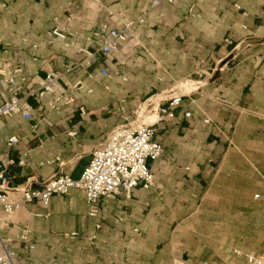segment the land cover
Masks as SVG:
<instances>
[{
    "label": "crops",
    "instance_id": "1",
    "mask_svg": "<svg viewBox=\"0 0 264 264\" xmlns=\"http://www.w3.org/2000/svg\"><path fill=\"white\" fill-rule=\"evenodd\" d=\"M184 4L180 0H159L157 7L151 0H0V103L9 99L12 88L17 89V97L31 114L29 119L15 115L0 120V171L5 160L13 162L7 168L10 188L39 190L55 177L79 179L94 149L122 123L117 111L121 100L130 110L153 94L164 97L174 82L189 74L204 76L198 83L201 89L185 96L174 118L158 126L154 141L161 154L146 162L155 178L153 188L139 185L128 198L123 192L102 198L93 218L79 190L52 196L46 208L32 202L4 214L0 239L15 250L16 264H245V254L264 255V239L258 245L236 246L233 230L244 224L245 215H258L253 213L252 192L256 199L264 196V187L253 182L264 179V169L249 158L247 165L233 162L241 161L237 152L261 149L236 145L226 152L231 182H244L234 173L238 169L248 170L239 177L251 180L240 190L217 191L221 197L214 208L225 209L227 234L213 232L207 213L198 206L206 207V197L213 194L208 187L216 178H211V163L218 142L209 143L210 134L218 137L214 125L247 131L250 137L258 136L264 126V0ZM180 6L190 16L181 19V29L188 27L187 19L197 35L205 34L208 24L229 27L232 37L223 40L224 48L212 55L213 60L223 59L227 50L229 62L243 55L242 60L232 68L223 62L210 72L201 69L202 52L209 57L212 49L198 43L187 52L180 48ZM142 13L144 22L133 28V40L102 55L99 30L120 29ZM54 29L65 39L54 37ZM209 37L213 42L220 39L215 33ZM247 38H253V44L239 50L224 43ZM194 48L198 52L190 54ZM80 49L89 57L78 55ZM180 56L185 64L186 60L195 63L194 73L180 78L184 70L180 71ZM15 71L20 74L11 86L5 74ZM49 73L60 74L62 80L53 93H42ZM13 137L17 143L8 146ZM153 215L157 218L149 224ZM260 218L264 220V214Z\"/></svg>",
    "mask_w": 264,
    "mask_h": 264
},
{
    "label": "built area",
    "instance_id": "2",
    "mask_svg": "<svg viewBox=\"0 0 264 264\" xmlns=\"http://www.w3.org/2000/svg\"><path fill=\"white\" fill-rule=\"evenodd\" d=\"M158 4L159 0H151L152 7H157ZM144 17L145 13H142L134 22H127L120 29L103 26L98 32L102 42L100 53L108 56L118 50L121 44L133 40V28L142 24ZM52 35L60 40L65 39L64 34L56 29L52 31ZM224 43L234 48L238 47L230 40H225ZM77 54H86L87 58L89 57L82 49L78 50ZM19 74V71L5 74L6 82L14 86V79ZM102 75L108 76L105 71ZM60 80L62 77L58 73L47 74L42 84V93H53L56 83ZM17 91L12 88V95L9 99L0 103V120L15 115L23 119L30 118V109L24 100L17 97ZM182 99V95L166 100L157 97L150 98L144 105L139 103L130 110L123 106L124 101L121 100L117 111L120 113L122 123L111 131L103 145L94 149L91 161L77 180L68 176H60L45 182L39 190L13 189L8 186L7 173V168L13 162L5 160L4 169L0 171V228L4 214L9 215L16 208L32 202L46 208L52 196L68 195L71 190H79L83 193L88 205V214L93 218L98 213L100 199L112 198L121 192L128 198L139 185L144 189L153 188L155 178L146 162L156 160L161 154V147L154 141V137L160 131L158 126L161 123L174 118V111L181 105ZM51 108H54L53 105ZM145 118H153V121L144 123ZM16 143L17 140L14 137L8 140V146ZM23 163L22 160L18 161L21 166ZM15 257V250L6 247L0 239V264H16ZM244 257L245 264H264V255L245 254Z\"/></svg>",
    "mask_w": 264,
    "mask_h": 264
},
{
    "label": "rangeland",
    "instance_id": "3",
    "mask_svg": "<svg viewBox=\"0 0 264 264\" xmlns=\"http://www.w3.org/2000/svg\"><path fill=\"white\" fill-rule=\"evenodd\" d=\"M190 1L191 0H180V4L184 6L185 2L190 3ZM213 2L214 0H210V3H213ZM182 6H180V48H185V52H187L186 48H189V46H193V44L198 43V44H202L204 46V49L208 47H209L208 49H212V53H209V57H206L205 54L202 52L201 69L204 68L208 71L211 69L212 71L215 69L216 66L220 68L223 62L224 63L227 62V64H229V67L232 68L233 66L238 64L239 61L242 60L243 55L229 62V60H227V53H229L230 50H227V52L225 50L226 54L223 59H221L220 58L221 56H220L213 60L212 55L214 53H218L220 48H224L223 40L227 37H230V38L232 37V36H229L231 35L229 31V27L228 26L226 27L225 25L224 26H213L212 24H208L207 27L206 25L201 26L202 32H203V29L206 27L205 34L201 33L200 35H197L193 32L192 22H186L187 20L191 21V19H187L185 20V23H187L188 27H184V29H181V24L184 22V21H181V19H186L187 17H190L188 12H186L187 10L183 8ZM222 31H225V32L223 33ZM213 33L220 35V39H218L216 42H213L211 37H209V35ZM253 42H254L253 38H247L246 41L241 40L237 44H233V45L238 46L236 48L237 50H239L240 48H245L247 46H250L251 44H253ZM192 52H198V49L197 48L190 49L189 53L191 54ZM193 57H196V54H194ZM194 64L195 63L192 60H186V64L185 62L183 63L182 56H180V71L184 69L183 72H180V78L182 76L189 74L191 71H193L194 73L196 70ZM204 64L206 65L203 67L202 65ZM203 77L204 76H197V74H189V76L183 77L184 79L174 82V84L172 85L174 87L170 88L169 93L164 95V97L166 98L162 96H157V94H153L154 96L156 95L154 98L157 97V98H162L163 100H166L176 95H180V96L182 95L183 98L185 96H190V94L194 92L195 89L197 91L201 89V85H198V83L200 84L201 81H199V79H202ZM178 88H180V92L177 91ZM152 96L145 98V100L141 101V103L144 105L147 102V100L150 99ZM206 123H209V122L206 120L205 124ZM214 127L218 128L216 130L218 137L216 138L212 134H210L209 143L211 146L214 144L215 140L218 142V144L216 145V148H217L216 160L215 162L211 163V167L213 168L211 172V178H213L214 176H216V178H215L214 183L210 184L208 187L209 190L213 191V194L210 197L208 196L206 197V207L204 205H198V206L202 212L207 213L208 218H209L208 223L212 225L213 232L218 233V234H222V233L227 234L225 231L226 229L224 230V228H226V223H227V219L225 216V209L220 206H217L216 208H214L215 205L219 203V199L221 197V194L218 193L217 191H221L225 188L227 189L229 193L231 189L240 190L241 188L247 187L246 182L251 181V180L247 179V177H239V176H246V173L248 172V170L238 169L234 173L238 175L237 177L238 179H242L244 180V182L242 183L239 182L237 184L236 183L234 184L231 182L232 175L230 174V170L226 168V165H230L231 162L226 159V152L230 149L235 150L236 145L247 146V147L254 146L256 148H259L262 150L261 152H244V153L237 152L238 156L241 158V161L233 162V164L238 165L239 167L241 162H243L245 165H247L248 164L247 159L249 158L255 161L257 163L256 165L259 168L264 169V126L262 129H260L262 133L258 132V136L256 137L248 136L247 134L248 132L243 131V130L227 129V128H224V126L218 127L215 125ZM225 129L227 130V132ZM232 139L234 142H232ZM227 179H228V182H227ZM226 182H227V185H226ZM253 182H257L258 185L264 187V179L260 177L254 179ZM220 184H222V186H220ZM253 194L254 192H252L250 196L251 201L256 203L255 210L253 213L258 214V215H249V216L245 215L243 217V220H244L243 225L233 226L234 244H236V246H239L244 243L250 244V245H258V243L264 239V220H261V218L259 219V217L264 214V196L261 199H256L257 196H253ZM224 195L225 193L222 196ZM216 198H218V200L215 203L214 200ZM156 218H157L156 215H153L150 218L149 224H153ZM213 225L220 227V228L214 229Z\"/></svg>",
    "mask_w": 264,
    "mask_h": 264
},
{
    "label": "bare ground",
    "instance_id": "4",
    "mask_svg": "<svg viewBox=\"0 0 264 264\" xmlns=\"http://www.w3.org/2000/svg\"><path fill=\"white\" fill-rule=\"evenodd\" d=\"M148 121V122H147ZM153 121V118H145L144 119V122L145 123H150V122H152Z\"/></svg>",
    "mask_w": 264,
    "mask_h": 264
}]
</instances>
